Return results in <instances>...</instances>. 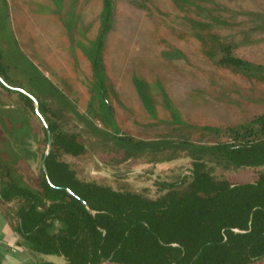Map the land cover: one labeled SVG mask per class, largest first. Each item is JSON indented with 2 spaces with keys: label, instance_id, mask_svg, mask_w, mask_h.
Masks as SVG:
<instances>
[{
  "label": "rangeland",
  "instance_id": "374dc122",
  "mask_svg": "<svg viewBox=\"0 0 264 264\" xmlns=\"http://www.w3.org/2000/svg\"><path fill=\"white\" fill-rule=\"evenodd\" d=\"M42 1L22 0L14 13L12 1L0 0L1 63L61 115L63 131L77 134L84 152L62 159L78 178L152 197L156 180H176L192 154H206L198 146L231 141L225 129L264 113V0H111L107 22L102 0ZM34 22L47 45L36 37V46ZM224 48L244 65L220 63ZM87 57L96 61V82L83 67ZM22 104L0 86V107L25 115L41 159L43 124ZM0 146L1 159L27 170L1 137ZM209 167L236 182L264 172Z\"/></svg>",
  "mask_w": 264,
  "mask_h": 264
},
{
  "label": "trees",
  "instance_id": "16d2710c",
  "mask_svg": "<svg viewBox=\"0 0 264 264\" xmlns=\"http://www.w3.org/2000/svg\"><path fill=\"white\" fill-rule=\"evenodd\" d=\"M102 5L107 22L112 1ZM224 52L220 63L244 65ZM0 76L7 80L1 59ZM16 93L34 113L32 100ZM4 111L1 140L27 170L0 158V205L36 264H264V172L236 182L216 177L209 167L213 161L225 169L264 166V113L225 129L231 141L198 146L197 153L206 154H192L187 173L176 180H156L148 197L78 178L62 156L81 155L84 146L77 134L61 129V115L39 102L51 139L43 169L38 134L25 115L12 118ZM176 141L195 146L187 139Z\"/></svg>",
  "mask_w": 264,
  "mask_h": 264
},
{
  "label": "crops",
  "instance_id": "0c3cea01",
  "mask_svg": "<svg viewBox=\"0 0 264 264\" xmlns=\"http://www.w3.org/2000/svg\"><path fill=\"white\" fill-rule=\"evenodd\" d=\"M10 1H12V2L11 3L8 2L9 11L13 9V11L15 13V12H17V10H20L19 5L21 6L22 0H10ZM27 1H30V0H27ZM32 1H33V2H31L32 5H34V4H45L46 3L42 0H32ZM35 21H37V20H35ZM30 28L35 33V35H34V33H32V34H33V39H35V41H36V46H39L37 43L36 37L38 38V41L42 40L44 42V45L48 44L46 41V38H45L46 30H45V28H43V26L39 22H34L33 26H31ZM44 38H45V40H44ZM41 45H42V42H41ZM0 55H1V52H0ZM0 59H1V57H0ZM55 61H57V59ZM82 64H84L83 67L85 68L86 73H88L89 77L94 76L93 78H94V81L96 82V76H95L96 61L94 59L92 61L93 68L91 65V60L88 57H87V60H86V58H84V62ZM54 67L58 68L57 64H54ZM4 68H5L7 80L3 79V78L2 79L9 86L22 89V87L19 85L17 80L13 81L14 80V78H13L14 70L11 67V64L9 63L8 67L6 68L4 66ZM6 89H8V88H6ZM8 90H10V91H7V90H5V91L6 92H13V93L19 92L17 90H12V89H8ZM22 90H25V89H22ZM34 91L35 90H33V89L25 90V92L34 96V98L38 101V108H39V102H41L42 104H43V102L41 101V98H39L37 95H35ZM18 97H19V95H18ZM19 100H20V98H19ZM23 107L26 109V107L24 105H23ZM0 110H8V111L14 113V112H18L19 109H14L13 107H2V108L0 107ZM34 115H36V114L34 113ZM20 242H21L20 235L14 230V228L11 226L10 222L7 220V218L5 216V210L0 205V264H36V261L34 260V258L22 247ZM46 259L53 261V262H56V263H61L60 259L57 257L47 256Z\"/></svg>",
  "mask_w": 264,
  "mask_h": 264
},
{
  "label": "water",
  "instance_id": "95a60500",
  "mask_svg": "<svg viewBox=\"0 0 264 264\" xmlns=\"http://www.w3.org/2000/svg\"><path fill=\"white\" fill-rule=\"evenodd\" d=\"M0 83H1L4 87H6V88H8V89L17 90V91L21 92L22 94L26 95L28 98H30V99L32 100V102H33V104H34V113L39 117V119L41 120V122H42V124H43V126H44V128H45V130H46V137H47V143H46V144H47V145H46V150H45V152H44V154H43V156H42L41 162H40L42 168L44 169V160H45V157H46V155L48 154V152H49V150H50V148H51V139H50V133H49V130H48V126H47V124H46L44 118L42 117V115H41L40 112H39L38 101L34 98V96H32L31 94L25 92L24 90H22V89H20V88H15V87H11V86H9V85H8V84L2 79L1 76H0ZM90 211H91V210H90ZM91 212H92V211H91Z\"/></svg>",
  "mask_w": 264,
  "mask_h": 264
}]
</instances>
